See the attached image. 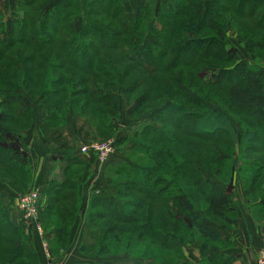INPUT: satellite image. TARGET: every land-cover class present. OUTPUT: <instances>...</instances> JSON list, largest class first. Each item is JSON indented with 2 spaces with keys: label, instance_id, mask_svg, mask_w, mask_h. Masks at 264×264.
Wrapping results in <instances>:
<instances>
[{
  "label": "trees",
  "instance_id": "16d2710c",
  "mask_svg": "<svg viewBox=\"0 0 264 264\" xmlns=\"http://www.w3.org/2000/svg\"><path fill=\"white\" fill-rule=\"evenodd\" d=\"M131 1L0 0V181L15 192L30 189L22 133L33 124L36 101L47 109L50 129L78 114L105 137L122 104L133 119L154 105L160 111L153 122L118 140H136L142 166L116 164L108 172L107 188L91 199L81 250L105 256L115 236L130 255L117 264H181L188 232L204 241L206 264H233V256L208 254L220 239L198 210L232 228L238 172L252 213L264 219V69L241 62L226 41L232 29L264 62V0H168L158 11L155 0H145L136 17L129 16ZM227 107L254 121L251 130L239 120L246 146L240 144L238 168ZM56 141L64 162L56 160L40 217L59 256L79 214L84 164ZM0 264H39L25 227L2 202Z\"/></svg>",
  "mask_w": 264,
  "mask_h": 264
},
{
  "label": "rangeland",
  "instance_id": "374dc122",
  "mask_svg": "<svg viewBox=\"0 0 264 264\" xmlns=\"http://www.w3.org/2000/svg\"><path fill=\"white\" fill-rule=\"evenodd\" d=\"M155 1H156V4H157L155 9H156V11H158V8L160 7V5L164 4L168 0H155ZM208 1L209 0H207V2ZM226 1H229V0H226ZM232 1H235V0H232ZM144 3H145V0H132L130 3H128L127 6H128V9H129V16L130 17L139 16L140 11L142 10V8L144 6ZM45 10H46L45 8H42L41 9V14H45ZM237 36H238V34H235L233 32V30L230 29V31L228 33V36L226 38V41H228L229 47L231 49H234V50L237 51V54H238V57H239L240 61L241 62H247L250 65H253L255 67H261V68L264 69V62L260 61L257 58V55L252 54V53H248L244 49V47L240 44ZM15 46H17V45H15ZM17 48L21 49L22 47H17ZM202 92H203V94L206 95V94H208L211 91L207 90V89H202ZM134 99L135 98L131 96V100H134ZM121 101H122V99H121ZM35 104H37V101L35 103H33V112H34V105ZM81 104L82 103H79L78 106H80ZM207 104H209V103H207ZM153 106L154 105L150 106V108H152ZM150 108L143 107L136 114L135 118L136 117L137 118L133 119V118L128 117V115L126 114V109H125L124 105L122 104V106H121V108L119 110L117 118H115L113 120V122H112V126L111 127H112L113 132L111 134H108V133L105 134V135H108V137L101 136V134L98 135L96 133V131L94 130L93 126L91 125V123L87 119L83 118L84 120H86L90 124V128H91L90 132L94 136V139L90 143H93V142H110V141L114 142V151H117V153H119V155H121V158L123 160L122 163H120V165H118V168H120L121 164L124 165V166H129L130 165V166H134V167L142 166L143 163H139V160L142 159V155L141 154L143 153V151L140 148H138V147L136 148L135 147L136 140L133 141V140L130 139L129 141H127L126 143H123V144L118 143V140L122 139V138H131V135L133 134V132L137 128V126L139 127L140 124L142 125V124H144V123H146L148 121L153 122L154 121L153 117L155 118V116L157 115V113H159L160 110L155 109L156 106L153 107L152 109H150ZM213 108H214L215 111H221V112L225 113L220 107H218L216 105L213 106ZM227 108L230 109V107H227ZM147 109H150V110L146 111ZM190 110H192L194 112L202 111V110L198 111L197 109H190ZM145 111H146V113H145ZM230 111L232 112V114H228L227 113V115L231 119L230 122L232 123V126H233V137H234L233 143L235 142L234 143V148H236V149H234V152H232V154L234 153L233 154V164H234V166H237L236 168H238V166H239L238 162H240L239 160L243 159V153H240L239 147L242 146V145L244 147L246 146V144H243V142H242V140H243L242 137H243V133H244L243 129L244 128H243V125L240 123V121L244 122L247 127H251V130H253L254 121L252 120L251 117L247 116L245 113L244 114L243 113H236L235 110H231V109H230ZM73 115H78V114H73ZM127 119H129V120H127ZM31 128H32V126H31ZM64 128H61V129H64ZM29 130H27V131H29ZM27 131L22 133L23 140H24V135H25V133ZM83 133L85 134L87 132L85 131ZM120 135H123L124 137H122ZM125 136H127V137H125ZM137 141H142V139H139ZM240 144H242V145H240ZM92 155L96 156V158L98 159L97 155H95V154H92ZM255 157L259 158L260 155H256ZM110 158L105 163L99 162V160H98V162L100 164L99 167L103 168L104 165H106L110 161ZM29 165H30V169H31L32 174H33V170H32L31 164H30V160H29ZM84 173H85V165H84V171H83V177H82L81 184L83 183V180H84ZM107 175H108V173H107ZM207 177L211 178V176H209V175ZM114 178H115V180L118 181V179L120 180V179H122L124 177L123 176H119V177L118 176H113V179ZM33 179H34V174H33L32 183H31L30 189H29V191L26 194H28L31 191H34L32 189ZM106 181H107V177H106ZM81 184H80L79 189H78L80 208H79V214H78V217H77V220H76V222H78L80 220V228H79L77 236H76L75 234H73V231H74V228H75V225H76V224H74V226H73V228H72V230L70 232V235H69V243H68V246H69L71 244V242L74 241V244H76V246H77L75 248L77 254L81 255V257L84 258L78 264H117V263H121V262L127 260L130 255L127 254V252H125V251L122 252L123 249L126 248V243H124L125 241H122V240L120 241V239H118V238H117L118 240H116L115 236L112 237V240H114L112 243H114V244L110 246V248H111L110 253L105 255V256L102 255V257H98V256H94V255H87V254H84L82 252L80 246L82 244L83 237H84L83 235L85 233L84 232V224H85V221H86L88 208L90 207V202H91L92 197L95 196L96 194L98 195L99 192H95L91 196V199L87 201V208L85 210L86 212L82 213L81 212V205H82L83 199H82V196L80 195L81 188H82ZM220 186L223 187L224 189L226 187V185H224V184H220ZM232 186H233V189H234V193L236 195V199H235V203H234V209H235V219H234V221L238 217L240 209L246 208V210L250 211V213L252 214V216L256 220V222L258 224H262V226H263L264 225V219H257V218H255L254 214L252 213L253 212V210L251 208L252 207V202L248 201V199L246 197V193H245L244 188H243V183H242V181L240 179V176H239L238 172L234 173V182H233ZM3 187H5L10 193L12 192V193H14L17 196V198H15L14 200H10L9 201V202H11L10 204L9 203L8 204L5 203L0 197V202H2L5 206L8 207V209L10 211V214H11V209L15 208L17 206L18 199L22 195H25V193L15 192L9 186H7V184H5L3 181H0V188H3ZM1 194L3 196V193H1ZM195 196L197 198H199L198 195H195ZM199 204L200 203H198V205ZM17 209H18V206H17ZM198 211H199L200 217L203 219L205 224L206 223L207 224L211 223V224H214V225H219L220 227H224V226L220 225L219 223H217V222L213 221L212 219H210V217H208L205 214L204 211H202L200 209ZM18 212H19V210H18ZM19 214H20V212H19ZM81 214H82V219L79 218V215H81ZM20 216H21V214H20ZM11 218H12V215H11ZM21 220H22L21 222H15V223L16 224H22L25 227L26 234L30 238V240H31V242L33 244V248H34V250H35V252H36V254L38 256L39 264H41V262H40V258H41L40 257V253H38V251L36 249V246L34 244V241H33V236L36 235V234L38 235V233H36V231L34 230V228L31 225H27L25 223V221L23 220L22 216H21ZM39 223L41 224L42 229H43V235L41 236L43 238L42 241L46 242L45 244L48 247L47 250L42 247L44 258L48 261L49 264H51L52 258L53 259H57L58 261L62 260L64 258L63 256H65V254L68 253V250H69L68 246H67L66 250L63 252V254L61 253V255H59V256L57 254H55V256H54L52 251H51V246H50V243H49V234H47V235L45 234L43 221H42L41 217H39ZM158 226H156V228H159ZM224 228H227V227H224ZM182 231H184V230L182 229ZM184 232H187V231H184ZM41 237L39 236V238H41ZM126 241L128 242L127 239H126ZM203 242L204 241L201 238L192 237L188 232L185 233V234L183 233L182 246L179 247V249L181 250V257H182L181 258V262H182L181 264H206V262H205L206 259H205V255H204L205 253H202L201 250H200L201 249V244ZM148 243H150L152 246H158V245H153L151 240H149ZM263 245H264V243L261 245V247L259 248V250L257 252L256 258H255L256 264H257V261H258L259 255H260V251H261ZM215 246H216L217 249H221V248L225 247V243H223V242H221L219 240V241L215 242ZM234 258H236V257H234ZM145 260L147 261L146 258H145ZM129 264H134V263L130 262Z\"/></svg>",
  "mask_w": 264,
  "mask_h": 264
},
{
  "label": "crops",
  "instance_id": "0c3cea01",
  "mask_svg": "<svg viewBox=\"0 0 264 264\" xmlns=\"http://www.w3.org/2000/svg\"><path fill=\"white\" fill-rule=\"evenodd\" d=\"M46 117L47 109L39 103L35 104L32 128L24 135V144L29 151V160L34 174L32 189L43 194L54 174L56 160L61 164L64 162L61 161V152L56 141L57 138H60L72 148L74 156L85 165L80 195L83 199L81 212H86L87 201L91 199V196L95 192L107 188V173L114 165L122 163L121 155L114 151L110 161L103 168L99 167L100 164L96 156L81 154L80 152L82 146L89 144L94 139L93 134L90 132V124L86 120L78 115H72L68 126L64 129L52 130L45 123ZM85 131L87 133L84 134ZM120 136L124 137L123 135ZM1 193H3V196ZM0 195L1 199L7 204L11 203L10 200L17 198L14 193H10L5 187L0 188ZM11 215L14 222L22 221L17 206L11 209ZM79 218L82 219V214L79 215ZM75 224L73 234L77 236L80 220ZM206 226L215 232L221 242L225 243V247L209 251L211 257L214 258L219 254L225 257L233 256L236 257L233 264H256L257 252L264 243V225L258 224L249 210H246V208L240 209L232 228H224L211 223H206ZM38 235L33 236V241L38 253H40V262L41 264H49L42 251V247L44 248L43 238L40 235L41 238H39ZM76 247V244L72 241L68 246V253L63 256L64 258L60 261L52 258L51 264H78L84 258L77 254Z\"/></svg>",
  "mask_w": 264,
  "mask_h": 264
},
{
  "label": "built area",
  "instance_id": "2783aa9c",
  "mask_svg": "<svg viewBox=\"0 0 264 264\" xmlns=\"http://www.w3.org/2000/svg\"><path fill=\"white\" fill-rule=\"evenodd\" d=\"M81 154H95L99 162L105 163L114 152V142H93L80 148ZM42 192L34 190L28 194L22 195L17 202L18 210L27 225H31L40 235H43V229L39 223L40 209L42 206ZM44 242V249L47 245ZM257 264H264V245L260 251Z\"/></svg>",
  "mask_w": 264,
  "mask_h": 264
}]
</instances>
